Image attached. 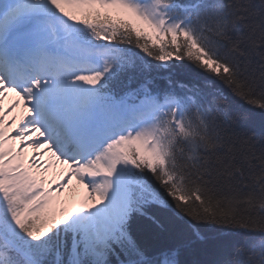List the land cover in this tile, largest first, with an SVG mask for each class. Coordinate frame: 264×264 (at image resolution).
Segmentation results:
<instances>
[{
    "label": "snow or ice",
    "instance_id": "1",
    "mask_svg": "<svg viewBox=\"0 0 264 264\" xmlns=\"http://www.w3.org/2000/svg\"><path fill=\"white\" fill-rule=\"evenodd\" d=\"M0 264H264V0H0Z\"/></svg>",
    "mask_w": 264,
    "mask_h": 264
},
{
    "label": "bare ground",
    "instance_id": "2",
    "mask_svg": "<svg viewBox=\"0 0 264 264\" xmlns=\"http://www.w3.org/2000/svg\"><path fill=\"white\" fill-rule=\"evenodd\" d=\"M30 153H31V150H30ZM55 171L58 172L59 169H56ZM56 172H55V173H56ZM54 178H56V176H55V175H52V173H50L49 176H48V179H49V180H53ZM83 191H84V190L82 189V192H81L80 194H82Z\"/></svg>",
    "mask_w": 264,
    "mask_h": 264
},
{
    "label": "trees",
    "instance_id": "3",
    "mask_svg": "<svg viewBox=\"0 0 264 264\" xmlns=\"http://www.w3.org/2000/svg\"><path fill=\"white\" fill-rule=\"evenodd\" d=\"M170 241H166V240H161L160 243H168Z\"/></svg>",
    "mask_w": 264,
    "mask_h": 264
}]
</instances>
